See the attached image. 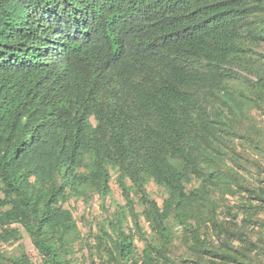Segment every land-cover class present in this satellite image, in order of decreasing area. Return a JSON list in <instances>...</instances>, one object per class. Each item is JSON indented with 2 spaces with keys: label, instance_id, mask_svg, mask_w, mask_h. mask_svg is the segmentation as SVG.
I'll return each mask as SVG.
<instances>
[{
  "label": "trees",
  "instance_id": "obj_1",
  "mask_svg": "<svg viewBox=\"0 0 264 264\" xmlns=\"http://www.w3.org/2000/svg\"><path fill=\"white\" fill-rule=\"evenodd\" d=\"M263 43L264 0H0V264H36L22 229L39 264H264V186L235 167L264 155ZM113 172L124 203L84 237L67 205Z\"/></svg>",
  "mask_w": 264,
  "mask_h": 264
},
{
  "label": "rangeland",
  "instance_id": "obj_2",
  "mask_svg": "<svg viewBox=\"0 0 264 264\" xmlns=\"http://www.w3.org/2000/svg\"><path fill=\"white\" fill-rule=\"evenodd\" d=\"M259 50L264 51V43L259 47ZM250 122L255 124L258 128L264 129V113L259 110H252L250 114ZM240 144V143H239ZM241 157L240 161L242 163V167L235 166L248 180V182L252 186H264V155H260L256 149H252L250 147H243L240 145ZM255 163V164H254ZM196 183V182H194ZM111 188L112 195L107 197L105 201L101 202V200L96 196L91 200L89 204L83 203V201L72 200L67 206L72 209L73 214L77 220L78 227L81 231L82 236L86 237L89 233H96L98 231V226L100 221L104 219L105 216L111 215L115 209V202L124 203V198L119 188V185L116 181V175L113 172V177L111 180ZM148 190L153 198H155L159 204H162L163 199L165 197V192L162 188L158 187L153 182L149 183ZM243 195H247V192L242 193H224L223 197L219 194V203H221L219 209V218L220 220L226 221L231 220V217L228 214V208L236 205L243 197ZM236 208L233 209L235 211ZM242 213L240 212V216L238 218V222L242 223ZM264 217V215H262ZM147 233H150V227L142 218L141 221ZM251 230H254V225L248 226ZM177 232L176 245L174 250L180 253L186 250V242L182 241L180 238L183 236V230L180 226L175 227ZM211 233V231H210ZM212 234V233H211ZM253 234V233H252ZM215 237V235H212ZM256 237V234L253 235ZM25 247L26 253L30 257L32 261L36 264L42 263L44 260V256L39 252L37 247L33 244L29 233L22 229V240ZM90 244L94 243L92 237H90ZM137 243L138 252H140L145 246V241L135 238ZM17 244H2L0 243V252L8 251L12 252L15 249ZM93 255L91 250L86 245L77 244L75 253L72 256V264H94L92 261ZM95 264H101L99 261H96Z\"/></svg>",
  "mask_w": 264,
  "mask_h": 264
}]
</instances>
